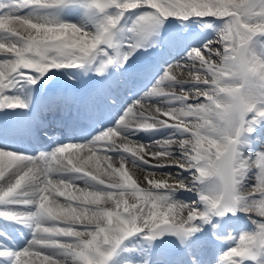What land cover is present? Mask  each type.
I'll use <instances>...</instances> for the list:
<instances>
[{
    "label": "snow or ice",
    "instance_id": "1",
    "mask_svg": "<svg viewBox=\"0 0 264 264\" xmlns=\"http://www.w3.org/2000/svg\"><path fill=\"white\" fill-rule=\"evenodd\" d=\"M0 264H264V0H0Z\"/></svg>",
    "mask_w": 264,
    "mask_h": 264
},
{
    "label": "bare ground",
    "instance_id": "2",
    "mask_svg": "<svg viewBox=\"0 0 264 264\" xmlns=\"http://www.w3.org/2000/svg\"><path fill=\"white\" fill-rule=\"evenodd\" d=\"M127 167H128L129 172L134 175V178L142 179L144 173L141 170L133 168L131 164H128Z\"/></svg>",
    "mask_w": 264,
    "mask_h": 264
},
{
    "label": "rangeland",
    "instance_id": "3",
    "mask_svg": "<svg viewBox=\"0 0 264 264\" xmlns=\"http://www.w3.org/2000/svg\"><path fill=\"white\" fill-rule=\"evenodd\" d=\"M136 176V175H135Z\"/></svg>",
    "mask_w": 264,
    "mask_h": 264
}]
</instances>
